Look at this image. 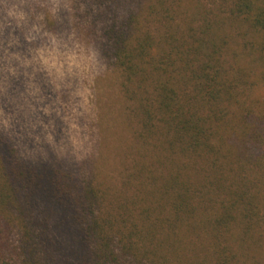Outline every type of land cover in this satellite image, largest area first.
I'll use <instances>...</instances> for the list:
<instances>
[{
  "label": "trees",
  "instance_id": "1",
  "mask_svg": "<svg viewBox=\"0 0 264 264\" xmlns=\"http://www.w3.org/2000/svg\"><path fill=\"white\" fill-rule=\"evenodd\" d=\"M135 1L141 5L122 15V0L99 5L108 17L106 51L120 71L135 124L137 151L121 183L138 194L121 200L112 192L110 201L109 187L81 181L55 163H31L0 135L1 264H180L177 254L183 264H199L188 242L202 229L223 235L236 216L247 230L257 223L262 210L252 198L245 201L244 189L238 187L234 199L225 196L236 182L225 170L235 150L225 147L221 119L243 102L238 62L224 59L229 35L221 26L247 28L264 55V0H220L227 7L222 18L200 0L188 10L185 0ZM69 215L84 246L77 261L57 259L48 232ZM212 233V247L220 246ZM216 262L226 263L225 256Z\"/></svg>",
  "mask_w": 264,
  "mask_h": 264
},
{
  "label": "rangeland",
  "instance_id": "2",
  "mask_svg": "<svg viewBox=\"0 0 264 264\" xmlns=\"http://www.w3.org/2000/svg\"><path fill=\"white\" fill-rule=\"evenodd\" d=\"M100 1L0 0V135L25 160L60 165L81 181L91 179L109 187L110 201L116 199L112 192L123 200L138 194L134 185L124 189L121 183L130 156L137 151L135 124L120 86V71L103 41L108 17ZM193 1L185 0L187 10ZM122 2L120 15L141 5L135 0ZM200 2L219 18L227 8L220 0ZM230 24L221 26L229 35L224 59L238 62L243 109L221 119L225 147L235 150L225 170L236 182L225 196L234 199L240 187L246 191L245 201L251 203L252 198L262 212L248 230L247 221L236 216L223 235L212 227L202 229L188 243L192 253L200 254L199 264H216L222 254L224 264H264V55L258 36L255 40L244 26ZM143 148L139 145L137 157ZM210 210L215 213L214 205ZM74 221L69 215L48 229L57 259L77 261L84 250L80 226ZM212 232L222 239L218 247H212ZM176 258L183 264L179 254Z\"/></svg>",
  "mask_w": 264,
  "mask_h": 264
}]
</instances>
